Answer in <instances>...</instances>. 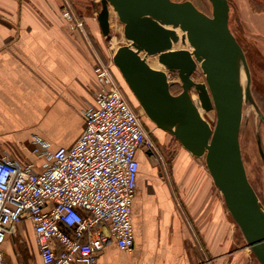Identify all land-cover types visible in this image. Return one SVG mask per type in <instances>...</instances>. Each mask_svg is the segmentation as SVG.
<instances>
[{
	"label": "crops",
	"instance_id": "obj_1",
	"mask_svg": "<svg viewBox=\"0 0 264 264\" xmlns=\"http://www.w3.org/2000/svg\"><path fill=\"white\" fill-rule=\"evenodd\" d=\"M66 1L0 0V155L18 150L22 157L37 161L30 149L34 134L49 140L54 148L69 147L85 129L83 109L94 102L97 88V55L87 32L71 31L64 25L60 8ZM229 3L238 28L231 30L237 39L236 31H240L249 43V51L243 48L252 83L264 88V8L260 7L264 0ZM87 27L91 33L96 29L90 21ZM79 118L81 128L71 137H62L70 122ZM215 122L216 112L213 126ZM137 156L133 251L125 252L112 240L100 253V264H193L204 258L212 264H261L207 167L186 158L173 173L162 174L146 152L140 150ZM30 227L19 226L3 244L7 264L8 252L13 264L27 260V264L29 260L39 264L34 232L24 233ZM17 242L33 245L14 251Z\"/></svg>",
	"mask_w": 264,
	"mask_h": 264
},
{
	"label": "water",
	"instance_id": "obj_2",
	"mask_svg": "<svg viewBox=\"0 0 264 264\" xmlns=\"http://www.w3.org/2000/svg\"><path fill=\"white\" fill-rule=\"evenodd\" d=\"M210 1L211 15L192 0H101L98 21L103 34L109 35L111 4L133 46H119L114 64L146 116L193 155L205 156L230 214L264 264V204L249 180L240 144L244 102L252 103L263 121L264 115L252 94L246 53L229 26V0ZM178 27L183 31L182 42L187 38L192 52L173 48L180 39ZM142 51L157 56L166 69L178 72L179 93H172L173 81L167 72L150 66ZM199 64L205 81L192 77ZM192 88L205 110H215L214 126L202 117L191 97Z\"/></svg>",
	"mask_w": 264,
	"mask_h": 264
},
{
	"label": "built area",
	"instance_id": "obj_3",
	"mask_svg": "<svg viewBox=\"0 0 264 264\" xmlns=\"http://www.w3.org/2000/svg\"><path fill=\"white\" fill-rule=\"evenodd\" d=\"M112 64L111 59L94 65L95 100L83 109L85 129L71 146L54 148L34 134L37 161L0 155V264H7L2 246L8 236L28 225L39 264H100L99 255L112 240L133 251L137 153L154 151L147 116L126 97Z\"/></svg>",
	"mask_w": 264,
	"mask_h": 264
},
{
	"label": "rangeland",
	"instance_id": "obj_4",
	"mask_svg": "<svg viewBox=\"0 0 264 264\" xmlns=\"http://www.w3.org/2000/svg\"><path fill=\"white\" fill-rule=\"evenodd\" d=\"M176 1H183V0H176ZM192 1L196 5H198V7L204 12L208 13L209 15L212 14L213 7L210 0H192ZM79 2L81 3L79 4ZM77 4L79 5L77 6ZM65 5L66 6H62L60 8V15L64 25H66L68 29L71 31L80 30L79 32H82L85 35L86 32L89 34L93 44L92 49L95 55H97L96 63L98 61H103L104 63H108L111 61V59L113 61V55L116 52L114 50L115 49L117 50L119 46L126 44L128 41L124 35V24L120 21V19L118 18L119 23L118 25H116L117 27L111 28L110 26V33L109 35L106 36L103 34L98 21V13L102 8L101 0H75V2H73V0H69L65 2ZM260 7L264 8L263 5ZM67 12L69 14L65 15ZM82 12L83 14H85L86 17L81 14ZM235 16H236L235 11L234 8L232 7L230 10V20H229L230 28L235 27L236 29H238L237 20ZM86 21L87 22L90 21L95 24L96 29L92 30L93 33L88 31ZM80 22L83 23L82 26L78 24ZM236 32L238 35V41L241 44V46L244 47L246 51H249L250 50L248 45L249 43L243 38L240 31H236ZM111 67L114 72V76L117 82L119 83V85L121 86L122 90L124 91L126 97L135 107H138L139 106L138 101L136 100L133 93L129 89L127 83L125 82L124 78L122 77L120 71L118 70L114 62L111 65ZM165 70L168 73L170 80L173 81V84L171 86L172 93L174 94L179 93L182 90V87H181V79L178 75V72L171 71L166 68ZM193 77H195L199 81H205V74L203 73L201 67L197 68V70L193 73ZM251 86L254 90L255 96L259 100L260 105H262L263 103L264 106V95H263L264 93H262L261 91L263 90L264 92V88H261L259 84L256 83V81L254 83L251 82ZM191 91H194L197 94V99L199 101V104L201 105V101L196 89L192 88ZM203 110H204V115L206 116L205 119L211 125H213V115L215 113V110L207 111L204 108ZM145 124L148 132V137L152 141V145H153L152 149L154 151L153 155H149L148 157L151 161V164H154V166H156L158 173H162V174L173 173V168L176 167L178 162L186 158L194 159L195 161L200 163V165L207 167L205 156L193 155L181 144V142L173 134H171L166 130H163L162 128L157 127L155 123L152 122L148 117H145ZM81 125H82V120L80 118L78 120H74L73 122H70L68 132H66V134L62 137L65 138L71 137L81 128ZM65 130L67 131V129ZM262 133L264 135V121L261 120L255 107H253V113H251L248 117L243 116L241 134H240L241 148H242L241 151L250 182L254 186L262 203L264 204V144H263ZM30 149H32L31 144H30ZM6 153L11 155L12 157L19 158L23 156L22 153L18 150L6 151ZM145 165L146 164L144 162L142 164V168L145 167ZM30 232L33 234L32 227H30L29 230L25 231L24 233L29 234ZM28 243L31 246L33 245V242H17L13 250L14 251H16L17 249L23 250L27 247ZM7 258H8V262L10 264H13L12 254L10 252H8ZM36 260L38 263L37 254H36ZM27 261L25 264H27ZM29 264H32L30 260H29Z\"/></svg>",
	"mask_w": 264,
	"mask_h": 264
},
{
	"label": "bare ground",
	"instance_id": "obj_5",
	"mask_svg": "<svg viewBox=\"0 0 264 264\" xmlns=\"http://www.w3.org/2000/svg\"><path fill=\"white\" fill-rule=\"evenodd\" d=\"M195 4V3H194ZM230 4V3H229ZM196 5V4H195ZM197 6V5H196ZM198 7V6H197ZM199 8V7H198ZM200 9V8H199ZM201 10V9H200ZM109 11H110V15H109V20H110V26H111V28L113 27V28H115V27H117L116 25H118V23H119V17H118V14H117V11L114 9V7H112L111 6V4H109ZM203 11V10H202ZM204 12V11H203ZM206 13V12H205ZM208 14V13H207ZM111 17H113V18H111ZM115 19V20H114ZM229 26H230V24H229ZM122 27H123V25H122ZM231 29V28H230ZM111 31H112V29H111ZM176 31L178 32V34H179V37H180V39H179V41L178 42H176V43H174V46H173V48L174 49H176V48H187V49H189L191 52H192V47L190 46V44H189V41H188V39L186 38V42L185 43H183L182 42V39H181V36H182V34H183V31L178 27V28H176ZM233 32V31H232ZM235 35V34H234ZM112 36V35H111ZM238 40V39H237ZM239 42V41H238ZM126 44H129L130 46H132L131 45V43L129 42V41H127V43ZM133 47V46H132ZM114 51H116V49L114 50ZM115 54V53H114ZM141 55H142V57H144L145 59H146V61L150 64V66H152L153 68H155V69H161V70H165V68H164V66L159 62V60H158V58H157V56H153V55H146L145 54V52H141L140 53ZM247 57V56H246ZM248 61V60H247ZM249 65V64H248ZM198 67H200V64L198 65ZM250 67V66H249ZM166 71V70H165ZM250 72H251V70H250ZM168 74V73H167ZM192 77H193V75H192ZM168 78H169V76H168ZM196 81H199L198 79H196L195 77H193ZM242 78H243V80L246 78V76H245V73H244V71L242 72ZM251 78H252V76H251ZM170 79V78H169ZM251 82H252V80H251ZM190 94H191V97H192V99L194 100V102H196V104H197V106H198V109H199V111H200V113H201V115H202V117H206L205 115H204V110H203V108L201 107V105L199 104V101H198V99H197V94L194 92V91H190ZM253 107H254V105L252 104V103H249V102H244V105H243V116H246V117H248L251 113H253ZM143 110V109H142ZM144 112V111H143ZM208 114V113H207ZM241 144V143H240ZM244 164H245V162H244ZM245 167H246V165H245ZM246 171H247V169H246ZM248 174V173H247ZM249 177V176H248ZM250 180V179H249Z\"/></svg>",
	"mask_w": 264,
	"mask_h": 264
},
{
	"label": "flooded vegetation",
	"instance_id": "obj_6",
	"mask_svg": "<svg viewBox=\"0 0 264 264\" xmlns=\"http://www.w3.org/2000/svg\"><path fill=\"white\" fill-rule=\"evenodd\" d=\"M252 86H253V85H252ZM252 86H251V87H252ZM252 92H253V96H254V99H255L256 103L258 104V106L260 107V109H261V111H262V113H263V115H264V106H263V103H262V105H260L259 100H258L257 97L255 96V93H254L253 88H252ZM241 149H242V148H241Z\"/></svg>",
	"mask_w": 264,
	"mask_h": 264
}]
</instances>
